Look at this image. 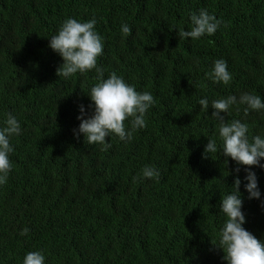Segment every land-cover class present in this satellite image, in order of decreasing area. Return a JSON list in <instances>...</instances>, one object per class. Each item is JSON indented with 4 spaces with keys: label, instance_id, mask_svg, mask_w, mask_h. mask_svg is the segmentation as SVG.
Returning <instances> with one entry per match:
<instances>
[{
    "label": "trees",
    "instance_id": "16d2710c",
    "mask_svg": "<svg viewBox=\"0 0 264 264\" xmlns=\"http://www.w3.org/2000/svg\"><path fill=\"white\" fill-rule=\"evenodd\" d=\"M201 10L222 21L217 31L181 39ZM68 18L96 20L103 79L115 72L154 99L146 127L131 140L110 134L107 150L76 136L81 105L85 119L94 114L88 94L99 73L57 75L64 61L49 42ZM218 59L228 85L207 75ZM243 93L264 102V0H0V129L10 114L21 126L8 138L12 169L0 185V264H23L35 251L45 264H227L212 242L237 176L243 227L264 242V168L250 169L261 195L249 199L248 166L223 155L214 109L199 105ZM245 107L221 115L246 123L250 140L264 138V110ZM208 139L217 143L211 156ZM145 166L159 176L142 178Z\"/></svg>",
    "mask_w": 264,
    "mask_h": 264
},
{
    "label": "clouds",
    "instance_id": "9594fccd",
    "mask_svg": "<svg viewBox=\"0 0 264 264\" xmlns=\"http://www.w3.org/2000/svg\"><path fill=\"white\" fill-rule=\"evenodd\" d=\"M193 27L190 31L179 30L181 39L191 38L197 40L207 35H213L222 21L215 16L209 15L206 10H201L199 15L191 16ZM96 20L93 18L87 22H78L76 19L68 18L60 26L58 34L50 38L49 47L58 53L64 63L57 69V75L68 78L77 72L84 73L96 69L99 73L100 82L96 83L90 91L89 97L94 102V114L85 119L84 106L81 105V120L79 130L76 133L83 134L85 143L88 145H103L102 150H107L111 144L106 143V137L115 134L120 140H131L132 134L138 128L146 127L145 113L154 99L149 92H138L133 86L128 85L124 79L115 72L107 79H103V70L97 67V58L103 53L102 37L95 31ZM123 36H128L131 29L127 24L121 26ZM208 77L213 82L228 85L232 80L227 70V63L223 59L214 62V66ZM246 105L244 112L249 110H264V102L260 96L243 93L239 98L229 96L224 99L213 100L211 104L207 99H200L199 105L208 110L211 106L214 111L212 117L219 121V138L222 141V152L225 157H231L238 165L248 166L245 180V190L249 193V199H259L260 191L255 172L251 171L252 166L264 168L261 159H264V138L254 136L249 139L247 135L249 128L246 123L240 120L225 122V115L232 105ZM131 118V129L126 130L125 120ZM75 131V130H74ZM21 126L16 117L11 114L6 121V127L0 129V185L7 182L12 164L9 154L14 151L10 146L9 137L13 134L19 135ZM217 152L215 139H208L205 147V155ZM201 158L205 155L199 153ZM211 156V155H210ZM227 162V161H226ZM235 171L239 173L240 168ZM142 178L151 179L159 176V172L150 166L141 169ZM139 177H134V181ZM241 180L237 176L234 180V191L221 199L219 204L220 212L226 217L224 225L219 233V243L214 247L222 249L223 259L227 264H264V242L258 240L252 233L247 231L243 224L246 222L242 212L243 201L239 187ZM29 229L24 228L21 235H26ZM23 264H45V256L40 251L26 254Z\"/></svg>",
    "mask_w": 264,
    "mask_h": 264
}]
</instances>
